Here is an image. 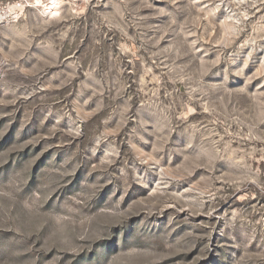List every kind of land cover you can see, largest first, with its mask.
Wrapping results in <instances>:
<instances>
[{
	"label": "rangeland",
	"instance_id": "obj_1",
	"mask_svg": "<svg viewBox=\"0 0 264 264\" xmlns=\"http://www.w3.org/2000/svg\"><path fill=\"white\" fill-rule=\"evenodd\" d=\"M0 264H264V0H0Z\"/></svg>",
	"mask_w": 264,
	"mask_h": 264
}]
</instances>
